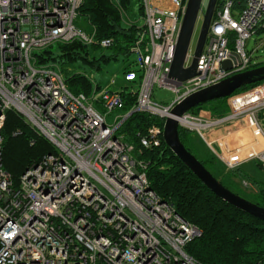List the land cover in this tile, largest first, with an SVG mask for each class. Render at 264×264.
Instances as JSON below:
<instances>
[{
  "label": "built area",
  "instance_id": "1",
  "mask_svg": "<svg viewBox=\"0 0 264 264\" xmlns=\"http://www.w3.org/2000/svg\"><path fill=\"white\" fill-rule=\"evenodd\" d=\"M82 1L0 0V264H200L185 247L201 229L150 188L147 162L133 155V145L117 129L136 111L164 123L186 96L255 67L252 52L259 43L251 52L246 43L264 31V0H244L240 10L234 0H218L196 74L184 81L169 71L186 0H140V30L130 48L138 68L124 72L123 90L135 97L129 111L122 110L123 90L93 86L88 76L90 92L72 93L59 66L35 55L56 43L111 45L112 39H97L94 28L87 33L75 24ZM203 9L202 3L198 16ZM193 52L189 45L184 67ZM227 60L230 68L223 67ZM154 85L175 98L167 105L152 102ZM226 103L222 115L188 110L177 124L227 171L249 160L264 169V79L232 93ZM115 109L122 114L108 124ZM9 110L53 147L21 173L17 186L2 163L1 130ZM163 123L148 127L144 147L160 146ZM251 264H264V256Z\"/></svg>",
  "mask_w": 264,
  "mask_h": 264
},
{
  "label": "trees",
  "instance_id": "2",
  "mask_svg": "<svg viewBox=\"0 0 264 264\" xmlns=\"http://www.w3.org/2000/svg\"><path fill=\"white\" fill-rule=\"evenodd\" d=\"M130 1L83 0L78 10L79 15L85 16L92 24L97 39H112L109 46L116 47L117 52L115 54H101L98 57L89 58V45L72 41L66 44H54L56 45L55 52L52 45L42 49L40 53H35L38 61L40 63L53 62L59 65L66 86L72 93H89L92 84L88 76L70 70L68 67L81 62L99 68L101 61H108L111 57H117L118 53L125 55L131 53L130 48L140 29L137 19L129 17ZM219 6L220 2L218 1L215 13ZM243 6L244 0H234V9L240 10ZM136 12L140 16L143 13L140 1ZM126 15L128 17L124 18ZM130 21L132 24H129ZM91 47L96 49L101 46L92 44ZM263 63L260 62L254 66ZM128 69L135 68L128 66L124 72ZM259 82L261 81L243 85L234 93L245 90ZM122 96L124 99L122 110L129 111L135 103V97L125 90L122 91ZM226 100L227 97H224L201 103L190 111L197 113L200 109H208L215 115H222L227 110ZM162 123V117L136 111L123 121L117 129V134H121L127 143L133 145V155L136 158L147 162L146 175L150 188L162 200L172 204L183 219L196 224L201 229V235L187 244L185 252L200 264H251L263 257L264 220L240 210L214 194L163 140L158 147L146 148L141 144V137L146 134L148 127L153 124L162 125ZM17 130L20 133L14 135L13 133ZM1 133L3 136V167L10 173L14 185L17 186L21 173L31 163L39 160L43 154L52 152L53 147L47 139L37 135L19 114L11 110L6 112ZM178 135L183 145L193 153L191 149L195 148L196 150L194 134L178 126ZM209 154L203 159L195 156L215 178L230 190L232 188L228 185L229 182L224 181V178L228 176H240L255 187L256 192L253 199L240 196L264 207V179L251 177L241 167L225 172V167L211 152Z\"/></svg>",
  "mask_w": 264,
  "mask_h": 264
},
{
  "label": "water",
  "instance_id": "3",
  "mask_svg": "<svg viewBox=\"0 0 264 264\" xmlns=\"http://www.w3.org/2000/svg\"><path fill=\"white\" fill-rule=\"evenodd\" d=\"M202 3H204L203 0H186V8L182 17L174 56L169 71V76L178 81L187 80L196 74L197 59L203 49L206 33L210 21L215 14L218 0H206V4L204 3L202 23L197 34L193 58L189 66L184 67V60ZM230 66L231 64L228 60L223 62L224 68H230ZM263 79L264 63L245 71L235 73L216 84L191 93L174 105L170 110V113L173 115H180L198 104L228 97L241 86L261 81ZM162 137L164 143L174 152V154L177 155L214 194L240 210L264 220V207L236 194L224 186L203 165V163L183 145L178 135L177 121L171 115L166 116L164 119Z\"/></svg>",
  "mask_w": 264,
  "mask_h": 264
},
{
  "label": "rangeland",
  "instance_id": "4",
  "mask_svg": "<svg viewBox=\"0 0 264 264\" xmlns=\"http://www.w3.org/2000/svg\"><path fill=\"white\" fill-rule=\"evenodd\" d=\"M139 1L140 0H131L130 10L128 11L129 17L132 19H137L138 23L141 21V16L136 12ZM203 2L206 4V0H203ZM204 3H203V7H204ZM127 17H128L127 15L124 16V18H127ZM202 17H203L202 14H200L196 20L195 29H194V33L192 35L191 44H190L192 49L195 46L197 34L201 27ZM74 21L76 25L81 27L87 33L92 32L93 26L85 16L78 15ZM129 24H132V21H130ZM261 40H264V31L253 35L246 43V49L250 52L254 48H256L257 45H259L257 50L252 52L253 60H255L258 63L264 62V43H261L260 42ZM89 48H90L89 58L93 56L98 57L101 54L112 55L117 52V49L114 46L100 47V48L94 49L91 47V45H89ZM52 49L55 52L56 45H53ZM37 52L40 53L41 50H36L35 53ZM135 60H136V55L132 52L127 55L118 53L117 57H111L108 61H101L99 68H95L91 64L78 62V64H75L74 66H70L68 67V69L81 72L91 78L93 77L94 78L93 86L97 84L100 88L107 87V89L109 90L119 91V90L124 89L123 88L125 84L124 70L128 66H131L135 69L138 68L135 63ZM174 98H175V94L171 90L163 88L158 85H154L153 90H152V95H151L152 102L157 103L159 105H167ZM121 114H122V110H119V109H115L109 112L106 116V120L108 124H112L114 122L115 116L121 115ZM221 135H225V131H222ZM249 135L251 136L250 133ZM194 136L196 139V150L195 148L191 149L194 155H196L199 159H203L206 156L210 155L209 154L210 152L206 149V147L201 142V140L196 135ZM232 140L233 139H231L230 137V140H229L230 144H232ZM212 171L215 172L214 169H212ZM224 171L227 172L226 169ZM224 179H225L224 180L225 182H229L228 185L232 188L234 192H237L239 195H243L247 198L253 199V195L256 192V188L251 186L248 182L243 180L240 176H232V177L228 176V177H225Z\"/></svg>",
  "mask_w": 264,
  "mask_h": 264
},
{
  "label": "crops",
  "instance_id": "5",
  "mask_svg": "<svg viewBox=\"0 0 264 264\" xmlns=\"http://www.w3.org/2000/svg\"><path fill=\"white\" fill-rule=\"evenodd\" d=\"M247 139H250L251 136L249 133L245 136ZM208 149V148H207ZM209 151V149H208ZM241 169L248 173L251 177H255L257 179L263 180L264 179V169L261 167L258 161L256 160H249L244 162L241 166Z\"/></svg>",
  "mask_w": 264,
  "mask_h": 264
},
{
  "label": "bare ground",
  "instance_id": "6",
  "mask_svg": "<svg viewBox=\"0 0 264 264\" xmlns=\"http://www.w3.org/2000/svg\"><path fill=\"white\" fill-rule=\"evenodd\" d=\"M170 115L173 116L175 119L181 116V114L180 115H173L171 113H170Z\"/></svg>",
  "mask_w": 264,
  "mask_h": 264
}]
</instances>
